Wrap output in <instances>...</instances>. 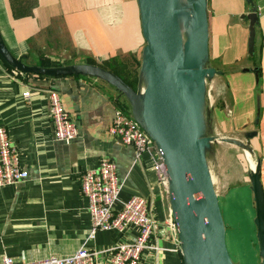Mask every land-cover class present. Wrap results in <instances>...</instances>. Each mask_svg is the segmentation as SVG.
I'll list each match as a JSON object with an SVG mask.
<instances>
[{
  "label": "crops",
  "instance_id": "crops-1",
  "mask_svg": "<svg viewBox=\"0 0 264 264\" xmlns=\"http://www.w3.org/2000/svg\"><path fill=\"white\" fill-rule=\"evenodd\" d=\"M255 3L259 26L253 60L247 57L248 23L241 19L248 9L245 0H208V20L210 57L216 69L237 73L241 68L260 67L264 186V0ZM133 5L132 25L129 27L127 17L124 25L114 30L105 26L101 10L91 5L90 9L87 0H0V33L12 53L26 56L31 65L54 67L84 62L113 71L111 60L121 54L141 57L144 40L136 0ZM13 72L0 58V127L7 129L12 146L19 150L28 177L0 188V264L4 257L29 262L71 256L80 249L110 256L121 236L113 231L92 236L89 201L79 179L102 159L117 165L122 200L139 196L148 201L156 224L153 243L160 251L157 255L150 252L141 264H184L167 187L153 171V156L146 154L138 160L133 147L109 132L115 117L114 89L93 78L52 79ZM215 78L208 83V93L214 90L217 97L223 89L227 96L226 80L218 75ZM237 82L244 100L237 119L243 122L254 114V77L239 74ZM51 91L60 94L64 110L79 128V137L71 143L56 141L53 136ZM215 101L212 97L209 107H213V117H218ZM241 192L247 197V206L240 220L235 218L234 200ZM235 193L230 192L227 201L233 202L229 225L235 231L238 257L231 248L230 253L237 264H259L251 193L247 186ZM241 222L246 236L240 232ZM135 236L132 230L126 237Z\"/></svg>",
  "mask_w": 264,
  "mask_h": 264
},
{
  "label": "water",
  "instance_id": "water-1",
  "mask_svg": "<svg viewBox=\"0 0 264 264\" xmlns=\"http://www.w3.org/2000/svg\"><path fill=\"white\" fill-rule=\"evenodd\" d=\"M136 1L144 40L139 88H133L117 73L97 64L31 65L26 56L12 53L1 33L0 58L22 75L93 78L111 86L116 92L114 100L125 106L161 154L183 263L237 264L228 242L232 227L226 221L209 161V142L215 141L208 137V121L214 122L216 116L206 117L203 110L207 78L217 74L225 79L229 73L216 69L210 57L208 0H200L196 8L186 56L181 46L178 0ZM245 1L248 9L241 19L248 23L247 57L253 60L259 26L258 7L255 0ZM236 72L254 77L253 118L234 127L243 139L230 141L242 153L247 168L243 186L251 193L259 264H264L260 67H245Z\"/></svg>",
  "mask_w": 264,
  "mask_h": 264
},
{
  "label": "built area",
  "instance_id": "built-area-1",
  "mask_svg": "<svg viewBox=\"0 0 264 264\" xmlns=\"http://www.w3.org/2000/svg\"><path fill=\"white\" fill-rule=\"evenodd\" d=\"M49 97L53 136L56 141L71 143L79 137V128L64 110L60 94L51 91ZM114 103L115 117L109 129L110 134L122 144L133 147L138 160L146 154L153 156V171L166 184L163 160L155 144L128 114L125 106L117 101ZM27 177L28 172L20 162L19 150L12 146L7 129L0 127V188L16 185ZM79 179L81 191L89 201L92 236L100 231H113L121 236L111 249L110 256L104 257L102 252L80 249L71 256L29 262L4 257L2 264H141L150 252L158 254L160 248L157 243H153L156 224L148 201L139 196L122 200L115 162L102 159L96 168L80 174ZM132 230L136 231V236L127 238V233Z\"/></svg>",
  "mask_w": 264,
  "mask_h": 264
},
{
  "label": "rangeland",
  "instance_id": "rangeland-1",
  "mask_svg": "<svg viewBox=\"0 0 264 264\" xmlns=\"http://www.w3.org/2000/svg\"><path fill=\"white\" fill-rule=\"evenodd\" d=\"M90 5L94 9L98 8L101 10V14H99L102 18L101 21L110 29L122 27L125 18L127 17L130 19L129 27L132 25L133 14L135 16L133 0H87V6L89 8ZM108 64L110 65V62ZM115 64L116 65L112 63L111 66L120 73L125 81L135 84L136 88L140 87L141 57L137 58L132 53L126 55L123 53L120 55V58H116ZM238 76L239 74L232 71L226 76L225 79H227V82L229 83L227 96L223 89V93H220L217 97L216 94L214 95V90L212 91L211 96L214 101L216 100L215 108L219 115L215 118L214 122L212 119H209L210 121H208V137L212 141H215L214 143L211 142L210 145L209 161L213 176H215L217 192L221 196L222 207L228 225L229 223L231 224V214L229 213V210H231V204L233 206V202L229 200L227 201L228 195L230 192H233V195H235L237 194L235 191H240V188L245 183L244 175L246 171V165L241 158L242 153L230 141L243 139L242 135L237 134V132H235L236 129L234 128L238 127L237 122L241 124L242 120L237 119V117L240 113L239 106L242 105L241 102L244 101L243 90L237 82ZM215 79L216 78L212 79L208 83H211ZM209 104H211V101L207 103L206 117L213 118V107H209ZM229 106H231V108H228ZM229 141L231 143H228ZM228 242L229 248H231L234 256L238 257L234 247L237 241L233 229L228 232Z\"/></svg>",
  "mask_w": 264,
  "mask_h": 264
},
{
  "label": "bare ground",
  "instance_id": "bare-ground-1",
  "mask_svg": "<svg viewBox=\"0 0 264 264\" xmlns=\"http://www.w3.org/2000/svg\"><path fill=\"white\" fill-rule=\"evenodd\" d=\"M199 2L200 0H178V24H179V30H180V38H181L183 56H186L188 53L189 42H190L191 33H192L193 16L195 14V11H196V8ZM216 76L217 74H214L213 76L211 77L209 76L207 78V92L203 99V110H204L205 116H206V108L208 107L207 103L209 101L212 102V97L211 95L209 96V93H208V82L214 79ZM140 91L141 93H143L142 92L143 86L141 87ZM210 145H211V142H209V146ZM213 177L215 179V176Z\"/></svg>",
  "mask_w": 264,
  "mask_h": 264
},
{
  "label": "trees",
  "instance_id": "trees-1",
  "mask_svg": "<svg viewBox=\"0 0 264 264\" xmlns=\"http://www.w3.org/2000/svg\"><path fill=\"white\" fill-rule=\"evenodd\" d=\"M115 60L116 59H113V60H111V64L113 63L114 65H116L115 64ZM10 68V67H9ZM111 68L113 69V71H115L119 76H121L120 75V73H118L116 70H115V68L113 67V66H111ZM133 88H136V85L135 84H131V83H129ZM236 203H237V206H236V211H237V215L235 216V218L236 219H242L243 218V214L241 213V212H243L244 210H245V208H246V201H247V197L246 196H243L241 193H239V195H237V198H236ZM243 225H244V222H241V226L243 227ZM241 232V234L243 235V236H246L247 235V232H245V228L243 227V230H241L240 231Z\"/></svg>",
  "mask_w": 264,
  "mask_h": 264
}]
</instances>
